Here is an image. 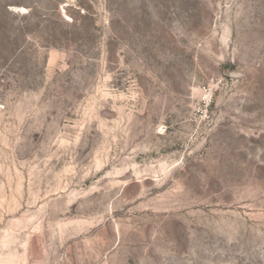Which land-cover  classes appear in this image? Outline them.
I'll return each instance as SVG.
<instances>
[{"label":"rangeland","instance_id":"obj_1","mask_svg":"<svg viewBox=\"0 0 264 264\" xmlns=\"http://www.w3.org/2000/svg\"><path fill=\"white\" fill-rule=\"evenodd\" d=\"M0 264H264V0H0Z\"/></svg>","mask_w":264,"mask_h":264}]
</instances>
